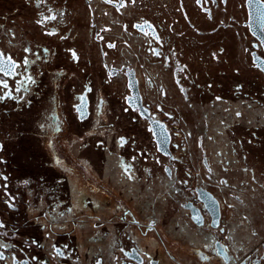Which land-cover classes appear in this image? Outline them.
Masks as SVG:
<instances>
[{"label":"flooded vegetation","instance_id":"1","mask_svg":"<svg viewBox=\"0 0 264 264\" xmlns=\"http://www.w3.org/2000/svg\"><path fill=\"white\" fill-rule=\"evenodd\" d=\"M0 62V264H264V0H0Z\"/></svg>","mask_w":264,"mask_h":264},{"label":"snow or ice","instance_id":"2","mask_svg":"<svg viewBox=\"0 0 264 264\" xmlns=\"http://www.w3.org/2000/svg\"><path fill=\"white\" fill-rule=\"evenodd\" d=\"M25 63H27V61H25ZM0 72H3L4 75H8L9 74L8 70L4 67V63L3 62H0Z\"/></svg>","mask_w":264,"mask_h":264}]
</instances>
